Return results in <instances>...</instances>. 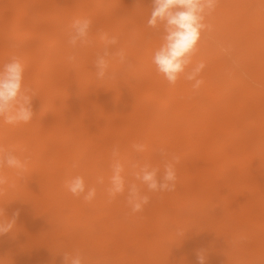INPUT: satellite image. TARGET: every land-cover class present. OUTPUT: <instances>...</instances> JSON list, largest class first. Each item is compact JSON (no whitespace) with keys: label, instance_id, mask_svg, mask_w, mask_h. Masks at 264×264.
Segmentation results:
<instances>
[{"label":"bare ground","instance_id":"bare-ground-1","mask_svg":"<svg viewBox=\"0 0 264 264\" xmlns=\"http://www.w3.org/2000/svg\"><path fill=\"white\" fill-rule=\"evenodd\" d=\"M152 8L150 0H0V65L20 57L34 95L31 122H0V146L29 157L23 178L4 170L15 187L0 191V218L19 211L15 230L0 236L4 264H64L63 252L76 251L85 264H199L201 250L205 264H264V0H219L220 29L241 43L242 68L222 53L209 16L212 31L189 66L206 65L198 90L157 73L163 29L147 26ZM85 17L93 34L117 36L127 52L131 68L113 62L115 80H96L98 39L77 50L67 43L72 20ZM114 148L125 192L110 198ZM161 148L180 157L176 189L147 193L134 173L148 164L163 175ZM77 175L96 188L91 202L67 190ZM132 183L150 196L142 212L127 204Z\"/></svg>","mask_w":264,"mask_h":264},{"label":"clouds","instance_id":"clouds-1","mask_svg":"<svg viewBox=\"0 0 264 264\" xmlns=\"http://www.w3.org/2000/svg\"><path fill=\"white\" fill-rule=\"evenodd\" d=\"M219 0H152L153 8L147 19V26L152 29H163L162 43L152 56L158 74L162 75L170 85H175L183 78L192 83L193 90H198L204 83L199 78L205 68V63L200 61L189 70L193 64V57L198 52V44L204 32L212 31V26L207 23L209 17L216 9ZM98 39L102 48L96 53L93 60L96 80L104 82L115 80L117 73L110 71L113 62L131 68L127 52L119 47V39L115 35L96 28L93 34V21L90 18H74L70 25L67 37L68 45L77 50L91 45ZM227 53L230 50L224 49ZM69 63L77 61L75 51L67 57ZM25 67L18 56H12L8 61L0 65V122L7 125L27 124L34 118L33 90L24 85ZM138 152L145 150L144 144H134ZM161 157L166 159L163 175H158L159 169L145 164L134 173L137 181L146 187L147 193L173 192L176 189L178 176L176 164L180 157L170 155L165 149L159 150ZM113 163L110 186L107 189L110 198L125 192V179L122 173L124 165L119 160V149L112 152ZM170 157V158H169ZM29 157L17 155L14 149H6L0 146V191L5 188H14L5 169L13 170L18 178H23L27 172ZM76 165L74 164V167ZM136 167V165H133ZM99 183L103 179L99 178ZM67 190L75 197L82 198L85 202H91L97 194L95 187L86 184L84 177L77 175L66 182ZM142 192L136 183L127 186V204L132 213L142 212L150 202V196ZM19 211L13 214V218H0V236L12 232L16 227L15 217ZM182 228H178L176 235L184 236ZM64 264H85L84 255L79 252H63ZM199 264H205L203 251L197 253ZM0 264L4 260L0 259Z\"/></svg>","mask_w":264,"mask_h":264},{"label":"rangeland","instance_id":"rangeland-1","mask_svg":"<svg viewBox=\"0 0 264 264\" xmlns=\"http://www.w3.org/2000/svg\"><path fill=\"white\" fill-rule=\"evenodd\" d=\"M218 13L219 12L217 9H215V11L210 15V18L215 24V33L217 34V41H219L221 51L232 62L233 65L238 68H242L240 61V49L242 50V45L241 43L234 41L231 37H229L225 29H220L222 28V19ZM227 45L231 46L232 48H227ZM224 49H229L230 51L226 53Z\"/></svg>","mask_w":264,"mask_h":264}]
</instances>
